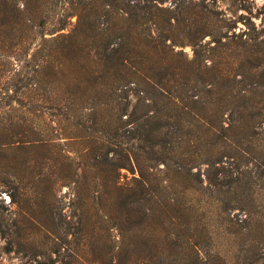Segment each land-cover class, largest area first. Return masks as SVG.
Instances as JSON below:
<instances>
[{
  "label": "rangeland",
  "instance_id": "1",
  "mask_svg": "<svg viewBox=\"0 0 264 264\" xmlns=\"http://www.w3.org/2000/svg\"><path fill=\"white\" fill-rule=\"evenodd\" d=\"M72 1L23 26L21 60L0 51V264H264V0H158L154 36L184 66L161 103L61 58L95 36ZM196 50L210 61L190 64ZM47 52L69 67L37 66ZM137 104L163 118L161 143L137 139ZM126 151L137 168L118 180Z\"/></svg>",
  "mask_w": 264,
  "mask_h": 264
},
{
  "label": "trees",
  "instance_id": "2",
  "mask_svg": "<svg viewBox=\"0 0 264 264\" xmlns=\"http://www.w3.org/2000/svg\"><path fill=\"white\" fill-rule=\"evenodd\" d=\"M49 2L50 0H0V19L3 21L1 24L6 35L5 38L4 34L0 35L1 53L4 52V55L19 58V60L23 58L18 50L22 49L29 38L28 30L23 26L27 23L37 25L48 22L50 17L48 14L52 11ZM160 3L158 0H74L71 2L72 12L68 17L78 16L77 28L85 22L84 28L93 32L95 36L91 41L83 42L70 39L66 48L78 51L81 56L71 55L66 50L57 52L62 55L61 58L74 59L80 64L91 62L92 65H84L85 70L90 69V75L94 74L92 69H96L95 67L101 69L112 80V74L115 75L118 90H121L122 87H137L136 95H140L152 87L156 90V94L147 100L155 99L161 103L159 98H167L168 91L163 82L169 75L178 74L176 73L178 70L183 71L184 66H182L183 62L174 59L180 55L169 54L162 49L167 45L165 40H170V38L164 35L158 38L154 36L156 30L153 29V26L157 30L161 28V31H164L165 29L164 20L161 19L160 14L153 11V8L157 11L160 9ZM204 14L199 15L197 20L200 41L209 35L213 36L210 28L204 26L206 23L203 24V22H207L205 20L207 16ZM62 21V18L57 21L53 30L54 34L65 29L67 20L61 23ZM169 23L171 24L172 20ZM144 48L146 50L143 51ZM45 54L48 55L44 56L43 54L44 58L41 57L39 62H36L37 66L54 63V66L69 67V64L60 62L61 58L56 57L53 53ZM208 61H210L208 56L196 50L195 57L190 61V64L195 66ZM178 104V101L174 103L176 106ZM138 108L137 104L135 112L131 116L134 121H129V124H135L133 130L138 135L137 139L154 143V145L157 141L161 143V139L158 137L165 128L163 118L160 114L156 115L154 110L138 114ZM184 109L187 115L197 123H213L203 111L198 110L194 105L185 104ZM139 135H142L141 138ZM125 156L126 163H121L118 166V180L121 176L120 170L127 169L135 172L137 168L135 166L137 163L136 154L126 151ZM141 177L146 182V176L142 174Z\"/></svg>",
  "mask_w": 264,
  "mask_h": 264
}]
</instances>
